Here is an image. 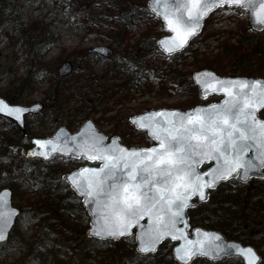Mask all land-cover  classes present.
Listing matches in <instances>:
<instances>
[{
	"label": "snow or ice",
	"instance_id": "snow-or-ice-1",
	"mask_svg": "<svg viewBox=\"0 0 264 264\" xmlns=\"http://www.w3.org/2000/svg\"><path fill=\"white\" fill-rule=\"evenodd\" d=\"M149 8L171 33L158 42L168 56L183 51L199 35L203 21L218 9L224 14L249 11L253 24L264 26V0H152ZM196 81L205 94L223 93V104L187 114L163 110L133 118L158 147L128 150L116 140L106 145L103 135L91 132L63 142L60 135L55 140H35L27 155L49 160L60 154L100 163L99 168L85 167L65 177L94 217L90 231L94 237L119 240L139 229L135 239L142 254L155 253L170 238L182 241L175 248L180 264H193L197 257L219 260L232 255L243 264H264L253 248L227 243L218 234L197 229L196 238L189 239L185 213L195 206L190 203L193 197L204 201L208 190L219 183L247 180L251 173L264 170V121L256 115L264 109V83L221 80L210 72L198 73ZM39 107L11 105L0 98V114L17 122ZM250 152L254 155L249 158ZM205 164L209 167L201 172ZM9 196L8 191L0 193V242L8 239L18 215L10 207ZM145 218L147 224H142Z\"/></svg>",
	"mask_w": 264,
	"mask_h": 264
},
{
	"label": "trees",
	"instance_id": "trees-1",
	"mask_svg": "<svg viewBox=\"0 0 264 264\" xmlns=\"http://www.w3.org/2000/svg\"><path fill=\"white\" fill-rule=\"evenodd\" d=\"M52 1L56 4V0ZM70 2L72 6L78 7L77 13H80L79 16L83 15L81 20L86 27H91L98 15L93 12V8L97 7L109 16L108 30L105 35L110 39L111 45L122 46L120 58L124 61L122 68L126 71V78L119 86L120 88L128 89L132 85L133 89L137 90L141 82L146 81V73L149 70L158 75L161 68L153 65L150 60L154 53L158 52L162 55L155 45V39L161 35L154 34L156 29L161 33L162 24L158 19H155L156 26L155 24L151 26L154 17L147 9V0H81L80 3L77 0H70ZM17 6L18 0H0V31L10 25L16 27ZM140 24H145L146 29L133 43H129L128 28L138 27ZM260 33L253 31V33L245 35L242 32L237 40V46L229 49L236 50L247 42L254 44L259 39ZM39 46L41 44H37L35 47ZM187 50L188 48H185L183 52ZM181 55V53L173 55V63L163 70L160 75L161 88L166 91L167 84L170 88L173 87L172 85L176 87L192 86L194 95L188 102L179 106L186 109L201 103V100L195 93L191 79L192 72H182L174 64ZM258 56L254 48L247 53H241V55L233 53L234 60L230 65L224 66L227 70L223 74L218 70V68H224L223 65H219L212 59L196 61L193 63V67L194 71L209 68L220 75L256 76L260 70L253 65L251 60ZM86 57L92 59L93 55L88 53ZM58 59L54 58V64H48V62H38L31 58L28 62L29 71L23 78L21 86L12 88L11 85V90L9 89L1 95L10 102H19L20 99L31 93L32 81L35 82V79L41 75L53 74L54 65L58 63ZM83 64L85 69L81 74L84 71L89 72L87 70L88 61L85 60ZM122 68L116 70L115 73L109 65L107 72L112 71L117 76L119 71L124 72ZM130 68H132L131 72L128 73ZM63 79V77H56L54 81L59 84ZM55 83L50 84L46 98L51 101L52 99L61 101L63 96V99L69 101L71 95H64V88L56 87ZM80 115L72 114L71 116ZM260 116L264 117V109L260 111ZM2 126L14 131L17 140L8 138ZM67 127L70 129L72 125L68 124ZM133 132L140 133L136 130ZM106 133L111 135L110 132ZM121 133L119 134L122 140L126 141ZM36 136L28 131L22 133L11 121L0 117V187L8 186L12 190V202L21 209L8 241L0 244V263L20 264L19 259L7 262L8 252L14 249L19 253L20 258L24 257L23 264H55L57 262L82 264V261L83 264H103V260H106L107 256L114 252L115 247L119 246L121 241L127 240L133 244V236L118 242L86 237L84 231L88 226V216L80 199L61 177L63 173L76 168L80 162L60 157H54L52 160L44 162L35 157H29L27 152L31 146V139ZM145 138L147 140L146 136ZM127 145L131 146V144ZM60 162L65 163L67 170L54 168L53 165ZM38 191L43 195V198L34 200V202L26 200L25 194ZM187 212L190 227L203 226L219 230L229 239L254 246L260 257L264 258V178L250 179L245 183L234 179L221 183L209 192L206 202L189 208ZM26 224L31 225L27 238L24 237L27 232ZM76 240L81 242L72 245ZM171 247L172 243L165 241L159 246L156 253L144 256L136 253L132 247L130 251L126 250L118 254L117 264H178L172 259ZM81 253L85 255V259L81 257ZM193 264H242V262L237 257L214 262L196 258Z\"/></svg>",
	"mask_w": 264,
	"mask_h": 264
},
{
	"label": "rangeland",
	"instance_id": "rangeland-1",
	"mask_svg": "<svg viewBox=\"0 0 264 264\" xmlns=\"http://www.w3.org/2000/svg\"><path fill=\"white\" fill-rule=\"evenodd\" d=\"M77 2L80 3L81 0ZM71 4L70 0H56V4L52 0H18L15 13L16 27L10 25L0 31V94L11 90V85L12 88L21 86L23 78L29 71L28 62L31 58L38 62H48V64H54L53 59L59 58L58 63L54 65L53 74L47 73L37 77L35 82L32 81L31 93L17 102L30 104L38 101L42 104L40 113L27 116L26 131L37 136L50 135L57 127L68 126V124L72 125L70 130H75L86 118H90L103 132H110L111 135L122 132L121 134L126 138V141L122 140L125 144H150L145 134L133 132L134 129L127 120L128 116L148 108L179 107L194 95L192 86L172 85L173 87L170 88L167 84L166 91H163L160 75L166 67L173 63V60L172 56L161 55L157 52L151 56L150 61L161 68L158 75L149 70L146 73V81L144 83L142 81L137 90L133 89L132 85L128 89L120 88L119 86L126 78V71L122 68L124 61L120 58L122 46L111 45L110 39L105 35L108 30L109 16L103 10L93 8V12L98 15L91 27H86L81 20L83 15L79 16L80 13H77L78 7ZM155 19L157 18L154 17L151 26H154ZM145 29V24L128 28L129 43H133ZM155 32L154 34L161 36L166 34L163 28L161 33L158 29ZM242 32L245 35L253 33L243 10H233L231 14H224L218 9L205 20L201 33L189 43L186 52H183L184 50L181 52V57L174 64L185 73L193 72V63L204 59H212L224 67L234 60L233 53L241 55L254 48L259 56L253 58L251 62L260 70L256 76L264 77V30L254 44L247 42L236 50L229 49L237 46V40ZM37 44L41 46L35 47ZM94 46H108L111 48V53L106 58L100 55H93L92 59L86 57L88 50ZM39 51L41 53H37ZM85 60L88 61L87 70L89 72L84 71L81 74L85 69L83 68ZM63 61H69L72 64V70L67 78L63 77L62 82L58 84L54 79L60 77L57 74V68ZM109 65L115 73L121 68L124 72L119 71L117 76L112 71L108 73ZM218 70L223 74L227 68H218ZM105 72L107 73L103 77ZM53 83L56 87L64 88V95H71L69 101L63 99V96L61 101L53 99L51 101L46 98L49 86ZM195 93L197 95L196 88ZM72 114L81 115L75 117L71 116ZM2 129L8 138L17 140L14 131L4 126ZM53 166L55 169L67 170L64 162ZM25 197L26 200L34 202V200L43 198V195L39 191L28 192ZM26 227L25 238L29 236L31 225L26 224ZM84 234H86V229ZM80 242L76 240L72 245ZM131 246L134 249V243L131 244L127 240L121 241L119 246L115 247L114 252L109 254L102 263L117 264L118 254L126 250L130 251ZM81 257L86 258L83 253ZM23 258H20L19 253L14 249L7 254V262L19 259V263L23 264ZM55 264L66 263L57 262Z\"/></svg>",
	"mask_w": 264,
	"mask_h": 264
},
{
	"label": "water",
	"instance_id": "water-1",
	"mask_svg": "<svg viewBox=\"0 0 264 264\" xmlns=\"http://www.w3.org/2000/svg\"><path fill=\"white\" fill-rule=\"evenodd\" d=\"M150 4H152V0H148L147 3H146L149 12H150V8H149V5H150ZM246 12H247V15H248V21H249V24H250L252 30H253V31H256V32H260V31H262V30L264 29V26H260V25H255V24H253V22H252V16H251L250 12H249V11H246ZM150 13H151V12H150ZM210 14H211V13H210ZM210 14H209V15H210ZM152 15H153V14H152ZM153 16H155V15H153ZM155 17L158 18V19L161 21V23H162V27H163V30H164V32H166L165 35L159 37V38L155 41L157 48L160 50V48L158 47V42H159L161 39H164V38L170 36L171 33H169V32L166 30V28L164 27V22H163L162 18H159V17H157V16H155ZM204 21H205V20H204ZM204 21H203V24H204ZM202 27H203V26H202ZM201 29H202V28H201ZM200 32H201V30H200ZM200 32H199V33H200ZM101 49H103L104 51H101ZM160 51H161V50H160ZM88 52H89V54L100 55V56L106 58V57H108V55L111 53V48L108 47V46H94V47H91V48L88 50ZM161 52H162V51H161ZM162 53H163V52H162ZM163 54L166 55V56H168V55L165 54V53H163ZM71 70H72V64H71L69 61H63V62L59 65V67L57 68V73H58L60 76H66V75H68V74L71 72ZM203 72H210V73L214 74V76H215L216 78H219V79H221V80H247V81H250V82H251V81H261L262 83H264V78H261V77H245V76H242V77H228V76H220V75H218L216 72H214L213 70H210V69H202V70H198V71L193 72V73H192V81H193L194 86H195L196 89H197L198 97H199L200 99H202V100H206L207 98H209V97L212 96V95H217V96H220V99H219L218 101L211 102V103H208V104H205V105H196V106L191 107V108H188V109H186V110H181V109H178V108H167V107H162V108H152V109H150V110H148V111H145V112H142V113H138V114H133V115H131V116L128 118V120H129L130 124H132V126L134 127V129H136V130H138V131H143V132H145L146 135H147V137L153 142V144H152V145H149V146H132V147H127V146H125L124 144L121 143V138H120V136H119L118 134H115V135L111 136V137L108 139V137L106 136V134L103 133V132H101V131L96 127L94 121H93L92 119H90V118L85 119V120L81 123V125L79 126V128H78L76 131H74V132H71L66 126L61 125V126H59L56 130H54L50 135L45 136V137H41V138H35V139L32 140V142L35 141V140H47V139L55 140L56 137H57L58 135L61 136V142H63V139L66 138V137L80 136L81 133L90 134L91 132H97V133H99V134H101V135H103V136L105 137V144H106V145H111V144L113 143V141L116 140V142L118 143V145H119L120 147L126 148V149H128V150H133V149H136V150H143V149H149V148H152V147H158V142H157V141H154V140L151 138V135H150V133H149L147 130H141L140 128L137 127L136 124H134V123L132 122L133 118H134V117H140V116H146V115H148L150 112H153V111H163V110H167V111H179L180 113L187 114V113H190V112H195L196 109L210 108L212 105H222L223 102H224V100L226 99V97L223 95V93H212L211 91H209V92H207V93L205 94L203 87H202L200 84L197 83V81H196V75H197L198 73H203ZM0 98H3V99L5 100V102H7V103H9V104H11V105L24 106V107H33V106H35V105H39V106H40L39 109H37V110H33V111H30V112H26V113L24 114V117H25L26 115H29V114H36V113H39V112L41 111V109H42V104H41L40 102H34V103H31V104H19V103H11V102H9L7 99H5V98H4L3 96H1V95H0ZM261 110H262V109H261ZM261 110H259V111L256 113V115H257L258 119L264 121V118H261V117L259 116V112H260ZM0 116H1V117H4L2 114H0ZM24 117H23L22 122H17V121H15L13 118H10V117L7 118V119L10 120V121H12V122H13L18 128H20V129L24 132V129H25ZM4 118H5V117H4ZM89 122H91V123L89 124ZM78 142H79V141H78ZM34 148H35V144L32 143V148L29 150V152L32 151ZM253 155H254V153L250 152V153L248 154V157L250 158V157H252ZM54 156H60V157H65V158H74V157L69 156V155L61 156L60 154H56V155H54ZM54 156H53V157H54ZM53 157H52V158H53ZM37 158H39V159H41V160H43V161H48V160H44L42 157H37ZM52 158H50V159H52ZM50 159H49V160H50ZM74 159H82L84 162H86V164H84V165H82V166H80V167H78V168H76V169H74V170H72V171H70V172H68V173L63 174V175H62V179L68 184V186L72 189V191H73V192H74V193H75V194L81 199L82 206H83L84 210H85L86 213H87V216H88L89 220H88V227H87V229H86V236H87V237H91V238H95V239L102 240V239H100V238H98V237H94V236L90 235V231H91V229H92L93 222H94V217L92 216L89 207L85 204V202H84V198H83L82 196H80V195H79V194H78V193L72 188L70 182H69V181H66V179H65V177L71 176L73 173L79 171V170L82 169V168H85V167L99 168L101 165H100V163H99L98 161H97V162H89V161H86V160L83 159V158H74ZM204 166H205V167H204ZM208 167H209L208 164L202 165L201 168H200V171L203 172V171H205ZM251 178H257V179H259V178H264V170H261V171H259V172L251 173L250 176H249V178H248L247 180H241V179H238V178L235 179V180L239 181L240 183H244V182L248 181V180L251 179ZM228 181H229V180H228ZM225 182H227V181H225ZM221 183H224V182H221ZM221 183H219V184H221ZM219 184H218V185H219ZM218 185H217V186H218ZM217 186H216V187H217ZM216 187H215V188H216ZM215 188H214V189H215ZM214 189H210V190H214ZM210 190H208V194H209V191H210ZM4 191H8V192L10 193V196H9L10 207H11L12 209L17 210L18 215H19V213H20L19 208L13 206V204H12V200H11V190H10L9 188H7V187L0 189V193H2V192H4ZM208 194H207V199H208ZM207 199L204 200V201H200L198 197H193L192 200L190 201V203H191V204H194V205L196 206V205L199 204V203H202V202L207 201ZM187 209H188V208H187ZM187 209L185 210V213H186V219H187V223H188ZM18 215H17L16 217H14L13 224H15V221H16ZM141 223H142V224H147V218H145L144 220H142ZM197 229L201 230V233L207 232V233H212V234H218V235H220V236L222 237V239H223L225 242H227V243H235V244H238V245H240L241 247H245V248H246V247H251V248H253L254 251H256V249H255L252 245H249V244H243V243L240 242V241H237V240H234V239H228V238H226L225 235H224L221 231L213 230V229H209V228H205V227H202V226H195V227H192L191 229H189V223H188V230H187V231H188L189 239H195V238H196L195 233H196V230H197ZM11 230H12V229H11ZM11 230H10V232H11ZM138 231H139V229H133V236H134V242H135V250H136L137 253H139V254H141V255H146V254H142V253H140V252L138 251V248H139V241L135 239V236H136V234L138 233ZM121 239H123V237H122ZM107 240L118 241V240H113V239H107ZM119 240H120V239H119ZM166 240H167V241H170V242L173 243V246H172V248H171V255H172L173 260H174L175 262H177L178 264H180V262H179L178 260L175 259V248L178 247V246L182 243V241H172L170 238H166L164 241H166ZM6 241H7V240H6ZM6 241H4V242H6ZM164 241H163V242H164ZM4 242H0V243H4ZM163 242H162V243H163ZM162 243H161V244H162ZM161 244H159V245L157 246V249H158V247H159ZM256 253H257L258 257H260V255H259V253H258L257 251H256ZM148 254H150V253H148ZM151 254H153V253H151ZM231 257H238V258H240V257L237 256V255H232ZM197 258H204V259H207V260H209V261H220V260H223V259H227V258H221V259H219V260H211V259H209V258H205V257H197ZM228 258H230V257H228ZM240 260H241V258H240ZM242 264H243V262H242Z\"/></svg>",
	"mask_w": 264,
	"mask_h": 264
},
{
	"label": "flooded vegetation",
	"instance_id": "flooded-vegetation-1",
	"mask_svg": "<svg viewBox=\"0 0 264 264\" xmlns=\"http://www.w3.org/2000/svg\"><path fill=\"white\" fill-rule=\"evenodd\" d=\"M209 99H210L209 102H215V101H218L220 99V97L219 96H213V97H210Z\"/></svg>",
	"mask_w": 264,
	"mask_h": 264
}]
</instances>
